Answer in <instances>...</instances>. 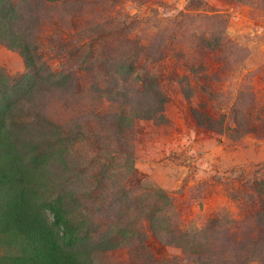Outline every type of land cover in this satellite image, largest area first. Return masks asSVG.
<instances>
[{
  "label": "rangeland",
  "instance_id": "1",
  "mask_svg": "<svg viewBox=\"0 0 264 264\" xmlns=\"http://www.w3.org/2000/svg\"><path fill=\"white\" fill-rule=\"evenodd\" d=\"M11 3V34L57 76L23 112L44 143H28L27 199L57 263L264 264V0ZM27 72L0 42V78ZM29 247L3 235L0 264Z\"/></svg>",
  "mask_w": 264,
  "mask_h": 264
},
{
  "label": "trees",
  "instance_id": "2",
  "mask_svg": "<svg viewBox=\"0 0 264 264\" xmlns=\"http://www.w3.org/2000/svg\"><path fill=\"white\" fill-rule=\"evenodd\" d=\"M12 7L11 0H0V42L9 48L19 50L25 65L29 68V73L19 77L0 78L2 79L0 83L4 84L3 87H0V237L7 234L10 239L20 238L30 246L25 255L11 257L6 264H58L56 261L59 255L57 247L52 245L47 249L42 245L43 238L47 237L45 234L47 226L36 223L33 217L34 209L32 205H29L30 196L27 186H29L28 173L30 170L27 169L29 163L24 161V157L29 142L36 145L44 143L37 144L35 142L38 139L35 125L33 126L35 123L31 121L30 117L23 114L25 110L34 107L32 105L34 99L55 90L53 85L57 83V76L48 72L41 73L33 61L32 51L22 36L11 34L14 32L12 24L6 19L12 11ZM149 54H152L151 51H148V56ZM152 60L144 63L142 65L144 67L138 69L145 71L147 64ZM134 63L136 65V61ZM134 63L130 64L132 70ZM139 79H142V88L145 91H156L155 85L150 83L152 78L143 76ZM115 86V89H110L114 96L108 97L109 101L117 102L122 98L119 106L124 112L126 107H129V110L134 108L133 103L136 110L137 94L131 91L129 97L123 89H117V85ZM153 114L149 109L141 108L139 116L147 118L152 117ZM41 118L42 124L47 128L55 125L46 116L42 115ZM247 131L255 132L256 129L250 126ZM36 168L35 166L32 169ZM260 183L264 185V179H261ZM42 206L51 212L53 223L56 226L62 224L67 228V223L60 217L57 201L43 203Z\"/></svg>",
  "mask_w": 264,
  "mask_h": 264
}]
</instances>
